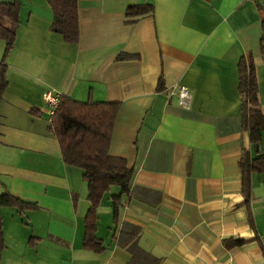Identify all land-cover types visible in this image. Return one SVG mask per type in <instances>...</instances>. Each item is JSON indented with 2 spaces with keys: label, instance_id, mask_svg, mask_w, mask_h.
<instances>
[{
  "label": "crops",
  "instance_id": "0c3cea01",
  "mask_svg": "<svg viewBox=\"0 0 264 264\" xmlns=\"http://www.w3.org/2000/svg\"><path fill=\"white\" fill-rule=\"evenodd\" d=\"M21 2L0 107V192L38 207L1 208L0 264H264V224L253 212L264 172L252 173L248 201L240 161L254 145L239 71L242 57L252 58L264 113V1L79 0L77 43L52 29L48 0ZM130 4L154 12L128 22ZM5 49L0 38V61ZM123 52L138 57L119 60ZM177 84L191 90L190 107L169 94ZM49 89L120 103L110 153L128 160L133 178L117 222L120 187L102 198L99 253L83 246L88 185L48 130Z\"/></svg>",
  "mask_w": 264,
  "mask_h": 264
},
{
  "label": "trees",
  "instance_id": "16d2710c",
  "mask_svg": "<svg viewBox=\"0 0 264 264\" xmlns=\"http://www.w3.org/2000/svg\"><path fill=\"white\" fill-rule=\"evenodd\" d=\"M48 1L54 11L52 29L63 34L67 42L77 43L80 36L79 0ZM21 5V0L9 3L0 1V38L6 42L5 57L0 61V107L3 94L9 85V64L6 57L15 45V28L20 21ZM153 12L152 4H130L126 9V17L128 22H134L141 16L153 14ZM262 49L264 51V34ZM137 57V55L123 52L118 59H136ZM239 71L243 126L249 132L254 145V152L245 150L240 161L243 172V189L249 201L252 198V173L264 172V162L260 165L253 163L254 155L258 156L257 159H264V152L261 148L264 113L259 99L256 66L252 58L242 57ZM119 109V102H94L92 100L80 102L63 94L53 121L49 122L48 127L60 144L64 162L84 170L90 206L85 216L83 246L85 249L98 253L105 250L103 239L97 235L98 208L102 198L112 186L120 187V193L113 195L114 218L117 222L120 200L129 192L133 178V168L128 160L110 153L111 138ZM7 206L21 212L38 207L36 203L26 201L9 190L0 192V256L6 245L1 208ZM251 222L254 226L252 218ZM244 242L242 238L234 240V243L239 245Z\"/></svg>",
  "mask_w": 264,
  "mask_h": 264
},
{
  "label": "built area",
  "instance_id": "2783aa9c",
  "mask_svg": "<svg viewBox=\"0 0 264 264\" xmlns=\"http://www.w3.org/2000/svg\"><path fill=\"white\" fill-rule=\"evenodd\" d=\"M169 94L171 96H176L179 100L180 105L184 107H190L192 100V92L187 86L177 84L171 88ZM62 95L63 93L61 91L54 89L47 90L43 95L45 103L43 111L48 115L49 122L53 121L55 112L60 104Z\"/></svg>",
  "mask_w": 264,
  "mask_h": 264
},
{
  "label": "rangeland",
  "instance_id": "374dc122",
  "mask_svg": "<svg viewBox=\"0 0 264 264\" xmlns=\"http://www.w3.org/2000/svg\"><path fill=\"white\" fill-rule=\"evenodd\" d=\"M254 214L258 221L264 224V175H258V180L254 186ZM28 219V217H27Z\"/></svg>",
  "mask_w": 264,
  "mask_h": 264
}]
</instances>
